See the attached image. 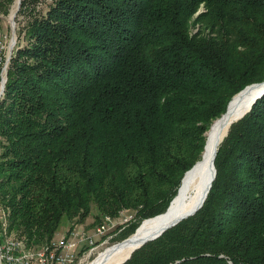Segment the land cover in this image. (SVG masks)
Masks as SVG:
<instances>
[{"label":"trees","instance_id":"16d2710c","mask_svg":"<svg viewBox=\"0 0 264 264\" xmlns=\"http://www.w3.org/2000/svg\"><path fill=\"white\" fill-rule=\"evenodd\" d=\"M37 2L22 0L27 44L0 99V229L40 251L66 221L130 211L127 239L167 213L229 102L264 82V0ZM217 152L200 212L125 264H264V98Z\"/></svg>","mask_w":264,"mask_h":264},{"label":"bare ground","instance_id":"6f19581e","mask_svg":"<svg viewBox=\"0 0 264 264\" xmlns=\"http://www.w3.org/2000/svg\"><path fill=\"white\" fill-rule=\"evenodd\" d=\"M18 5L19 0L12 12L11 21L14 20L17 15L16 12L18 10ZM260 89L261 88L259 87H254L243 91L231 103L226 116L214 122L207 135V145L201 160L203 161V157H205V159L200 166L201 168L185 181L186 183L184 184V187L178 193L177 198L172 202L167 213L160 215L155 219L143 222L139 227L140 229L133 236L129 237L127 241L115 246L113 249H109L102 253L99 259L93 264H121L122 262H125L135 250L137 251L144 242H147L146 240L151 239L161 230L166 228V226L171 224L172 221L186 215L187 212L200 204V201L204 198L203 195L207 185V176L209 172L213 170L212 166L214 165V156L217 149L226 138V134L229 132L232 123L252 107L254 99L260 93ZM2 92L3 88L0 92V99L3 96ZM105 219L108 224H113L111 218L106 217ZM104 229L107 230L106 226ZM11 238L14 237L11 236L8 239ZM26 249L28 248L26 247ZM40 254L41 250H32V255Z\"/></svg>","mask_w":264,"mask_h":264},{"label":"rangeland","instance_id":"374dc122","mask_svg":"<svg viewBox=\"0 0 264 264\" xmlns=\"http://www.w3.org/2000/svg\"><path fill=\"white\" fill-rule=\"evenodd\" d=\"M56 1L57 0H38V2L37 3H33L32 6L35 7V11L37 13H39V14L40 13L41 14H47L48 9L52 5H54V3ZM17 2H18V0L15 1V3L12 6V8L10 9L8 15L0 14V58L2 59V61H1V72H0V87H1L0 92L2 91V88H3L2 87L3 86L2 83L4 84L5 82H7L6 81L7 80V76H8L7 70H8L9 63L11 61V56H12L14 50L19 45L22 46V45H26L27 44L26 40L23 37L18 42L17 31L19 29L18 28L19 26L24 27L27 24L28 19H29L28 18L29 15H28V17H27V15L19 16L18 22H16V18L18 17V12H17V16L15 18V23H16V25H15V28H16V42L17 43H16V45H15L13 51H12V54L10 53V47H11V44H12L11 43V39H12V34H13L12 28H11V24H12L13 20L11 21V16L13 14L12 12H13ZM201 12H203V9H201L197 14H199ZM197 14H196V16H197ZM194 31H195V28H193V32ZM4 69H5V72L3 71ZM208 133H209V131H208ZM121 214L119 213V216L117 218H114V220L112 219L113 220V224L111 226H106L107 230H105V236L102 237V238H97L96 239V244L97 245H96V247L94 249H92V250L86 249L85 251H83L80 254V256H79L80 260H79V262L77 264H93V263H95L99 259L100 255L102 253L108 251L109 249H113L115 246L121 244L123 241H125L129 237L133 236L140 229L139 227L143 224V222L148 220V219L142 220V222L138 225L137 230L135 231V233L129 235L127 239H124V240L120 241V238L123 237V235L125 234L124 232L128 228L129 224H131V222H133L136 219V214L132 213L130 211H128V212L127 211H125V212L122 211ZM105 217H106V215L100 214L99 211H97L96 209H93L92 212H91V216H89L82 223H78V219H74V221H72V222H68V221L64 222L63 226L59 229L60 231L56 234L55 238H59L60 236H62L64 234H66L67 232H69L70 231L69 228L71 226H74V227H77V228H82L83 230L85 229V230L93 233L94 232V228H96L98 225L102 224L103 221L106 222ZM150 219H153V218H150ZM121 223H127V224H121ZM6 235L7 234H6V231H5V236ZM11 235H14V233H12ZM41 246H43V245H41ZM36 248L39 249L41 247H36ZM138 250H140V249H138Z\"/></svg>","mask_w":264,"mask_h":264},{"label":"built area","instance_id":"2783aa9c","mask_svg":"<svg viewBox=\"0 0 264 264\" xmlns=\"http://www.w3.org/2000/svg\"><path fill=\"white\" fill-rule=\"evenodd\" d=\"M1 61L0 58V72ZM3 71L5 72V69ZM105 226L111 224L103 221L94 228L93 233L74 227L49 242V246H41L40 255H32V249H26L23 240L17 237L8 239L4 230L0 229V264H77L80 254L86 249H94L97 245L96 239L105 236Z\"/></svg>","mask_w":264,"mask_h":264},{"label":"water","instance_id":"95a60500","mask_svg":"<svg viewBox=\"0 0 264 264\" xmlns=\"http://www.w3.org/2000/svg\"><path fill=\"white\" fill-rule=\"evenodd\" d=\"M21 3H22V0H19V5H18V10L20 9V7H21ZM18 10H17V12H18ZM16 12V13H17ZM17 16V15H16ZM16 16H15V18H16ZM15 25H16V23H15V19L12 21V24H11V28H12V32H13V34H12V39H11V47H10V53L12 54V51H13V49H14V47H15V45H16V28H15ZM12 58V57H11ZM7 81V80H6ZM5 84H6V82L3 84V94L5 93V89H6V87H5ZM254 87H259V88H261L260 89V93L256 96V98L254 99V103H253V105H252V107L249 109V111H247L246 113H244L242 116H240V118H238V119H236L235 120V122H233L232 123V125L233 124H235V123H238V121H240V119H242L245 115H247L249 112H251V110H252V108H253V106H254V104L258 101V100H260V99H262V98H264V82H262V83H255L254 85H251V86H248V87H246L244 90H242L241 92H239L240 94L243 92V91H245V90H247V89H249V88H254ZM240 94H238V95H236L230 102H229V104H228V106H227V111H226V113L222 116V117H224V116H226V114L228 113V111H229V106L231 105V103L240 95ZM221 117V118H222ZM221 118H219V119H221ZM218 120V119H217ZM216 120V121H217ZM215 122V121H214ZM213 122V123H214ZM213 125V124H212ZM231 125V126H232ZM212 128V127H211ZM211 130V129H210ZM209 130V131H210ZM228 134V133H227ZM227 134H226V136H227ZM225 140V139H224ZM223 140V141H224ZM206 145H207V141H206ZM206 145H205V147H204V150L203 151H205V148H206ZM217 151H218V149H217ZM216 151V154H215V156H214V161H215V159H216V156H217V154H218V152ZM204 159H205V157H203V161L202 160H199L194 166H193V168L191 169V170H189V171H187L186 173H185V175H184V178L182 179V185H181V187H180V189H179V191H178V193L181 191V189L184 187V184L186 183L185 181H187V179L188 178H190L193 174H195L197 171H199V169L201 168L200 166L202 165V163L204 162ZM213 167V170L212 171H210L209 172V174H208V176H207V185H206V189H205V192H204V198L200 201V204L199 205H197L195 208H193L192 210H190L189 212H187L186 213V215H184V216H182V217H180L179 219H176V220H174V221H172L171 222V224H169L168 226H166V228H164L163 230H161L159 233H157V235H155L154 237H152L151 239H148V240H146L147 242H144L143 243V245H141V247H139L138 249H141L145 244H147V243H149V242H151V241H155V240H157V238H159L160 236H162L165 232H167L168 230H171V228H173V227H175L176 225H178L179 223H181V222H183V221H186V219H188V218H191V217H193V216H195L196 214H198V212H200V209L203 207V205H204V203H205V201L207 200V198H208V194L210 193V191H211V189H212V187H213V184H214V180H215V178H216V175H217V169H216V167L213 165L212 166ZM173 202V201H172ZM172 202H171V204H172ZM171 204H170V206H169V208L167 209V211L170 209V207H171ZM129 239V238H128ZM127 239V240H128ZM127 240H125V241H127ZM125 241H123V242H125ZM137 249V250H138ZM136 251V250H135ZM134 251V252H135ZM132 255V254H131ZM131 255L129 256V259L131 258ZM128 259V260H129ZM128 260H126L125 262H122L121 264H124V263H126Z\"/></svg>","mask_w":264,"mask_h":264}]
</instances>
